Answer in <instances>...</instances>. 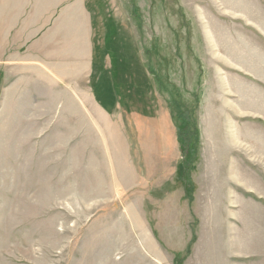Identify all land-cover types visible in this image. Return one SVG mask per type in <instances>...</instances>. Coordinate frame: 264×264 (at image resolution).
Instances as JSON below:
<instances>
[{
    "label": "rangeland",
    "instance_id": "374dc122",
    "mask_svg": "<svg viewBox=\"0 0 264 264\" xmlns=\"http://www.w3.org/2000/svg\"><path fill=\"white\" fill-rule=\"evenodd\" d=\"M0 264H264V0H0Z\"/></svg>",
    "mask_w": 264,
    "mask_h": 264
},
{
    "label": "trees",
    "instance_id": "16d2710c",
    "mask_svg": "<svg viewBox=\"0 0 264 264\" xmlns=\"http://www.w3.org/2000/svg\"><path fill=\"white\" fill-rule=\"evenodd\" d=\"M175 119H176V122L178 125V129H177L178 130V140H179V142L181 144V148L184 152V157H186V155H187L186 153L188 152L187 147H188V144L192 138L191 135H189V137H188V133H190L191 128L194 127V131H193L194 133L193 134L197 135V124H196V122L192 123L191 119H193V116L189 113V111H187L185 109H181V108L178 110V117L175 116ZM195 120H196V118H195ZM185 182H186V187H187L189 183H187V180H185ZM187 189H188V187H187Z\"/></svg>",
    "mask_w": 264,
    "mask_h": 264
}]
</instances>
